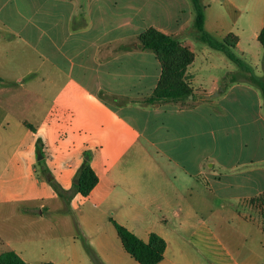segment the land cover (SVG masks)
<instances>
[{
    "label": "crops",
    "instance_id": "obj_1",
    "mask_svg": "<svg viewBox=\"0 0 264 264\" xmlns=\"http://www.w3.org/2000/svg\"><path fill=\"white\" fill-rule=\"evenodd\" d=\"M176 1L0 0V207L23 204L41 221L64 216L88 242L81 246L70 232H35L42 237L37 250H10L26 263L139 264L113 222L137 237L146 232L138 238L148 242L157 231H138L139 222L179 217L195 190L205 201V180L215 191L237 177L252 182L241 198L264 195V169L236 176L213 164L205 170L208 158L223 171L253 164V155L226 144L232 126L220 130L219 150L215 129L205 139V115L221 118L209 104L192 97L184 105L144 103L159 84L161 64L150 51L118 47L150 28L174 35L183 26L167 5ZM46 93L48 101L39 95ZM86 164L98 183L84 197L74 185ZM101 221L105 229H98ZM165 241L159 264H174Z\"/></svg>",
    "mask_w": 264,
    "mask_h": 264
},
{
    "label": "rangeland",
    "instance_id": "obj_2",
    "mask_svg": "<svg viewBox=\"0 0 264 264\" xmlns=\"http://www.w3.org/2000/svg\"><path fill=\"white\" fill-rule=\"evenodd\" d=\"M199 2L205 15V31L213 42L224 43L225 51L201 40L191 0H177L167 8L183 26L175 30L174 36L195 54L189 69L195 88L191 96L193 100H202L212 106L211 113L221 117L214 119L205 115L206 143L211 141V129H215L217 148L221 150L224 134L220 130L231 125L234 133L228 135L226 144L243 156L255 158L253 164L236 171H223L219 163L208 158L205 170L210 172L208 166L213 164L216 172L236 176L239 169H264V98L257 83L258 79L264 81V50L258 41L264 27V0ZM6 79L16 86L10 76ZM16 94L19 93L14 91L1 93V96L9 99ZM39 95L48 101L51 94ZM205 149L213 151L206 146ZM231 159L234 158L231 156ZM231 159L228 157L225 162ZM234 178L215 191L205 180V201L195 190L187 209L179 217L139 222L142 227L138 231L153 228L157 232L151 233L165 237L169 245L167 257L174 264H264V204L258 201L253 207L249 198H241L250 193L248 186H252V182ZM22 205H16L12 211L0 207V255L13 247L37 250L42 245V237L35 232L74 233L81 246L87 245L79 231L61 221L64 216H46L41 221L36 213H26V206ZM107 224L99 222L98 229H105ZM112 233L114 240L119 242L116 232ZM135 233L138 237L146 235V232Z\"/></svg>",
    "mask_w": 264,
    "mask_h": 264
},
{
    "label": "trees",
    "instance_id": "obj_3",
    "mask_svg": "<svg viewBox=\"0 0 264 264\" xmlns=\"http://www.w3.org/2000/svg\"><path fill=\"white\" fill-rule=\"evenodd\" d=\"M195 12V26L201 34V40L212 47L225 51V44L213 42V39L205 31V15L199 0H191ZM258 41L264 50V27L261 30ZM228 42V41H227ZM226 42V43H227ZM129 43V44H128ZM234 45V44H233ZM123 50L139 48L143 51L154 53L162 67V75L154 93L143 100L147 105L159 103L183 104L190 102L193 87L187 81V71L195 60V54L174 35L165 34L155 28L146 30L136 38V41L122 42L119 46ZM262 89L264 98V81L257 80ZM74 190L82 196H88L98 183V178L89 165H85L76 177ZM56 189L59 188L56 186ZM258 201L264 204V195L250 201L251 206H256ZM264 221V213H262ZM117 235L121 240L125 251L139 264H159L164 259L167 248L166 241L157 234H150L148 242L139 239L134 233L124 226L113 222ZM0 264H28L13 251L0 255Z\"/></svg>",
    "mask_w": 264,
    "mask_h": 264
},
{
    "label": "water",
    "instance_id": "obj_4",
    "mask_svg": "<svg viewBox=\"0 0 264 264\" xmlns=\"http://www.w3.org/2000/svg\"><path fill=\"white\" fill-rule=\"evenodd\" d=\"M192 97V96H191ZM75 183H77V182H75Z\"/></svg>",
    "mask_w": 264,
    "mask_h": 264
}]
</instances>
